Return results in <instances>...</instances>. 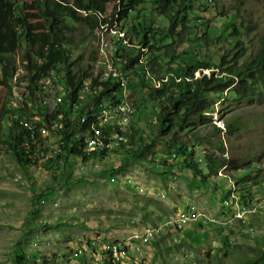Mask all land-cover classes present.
I'll list each match as a JSON object with an SVG mask.
<instances>
[{"label": "rangeland", "instance_id": "374dc122", "mask_svg": "<svg viewBox=\"0 0 264 264\" xmlns=\"http://www.w3.org/2000/svg\"><path fill=\"white\" fill-rule=\"evenodd\" d=\"M239 1L201 0L196 10L199 17H193L191 21L193 27L190 37L205 31L210 33L212 29L213 36L220 34L223 39L224 34L237 28L239 33H234L229 39L239 42V45L232 48L230 53H235L242 45L246 47L243 56L248 58L256 51L258 37L264 35V0H243L237 11ZM111 6L109 4L108 8ZM224 14H229L227 20L232 22L228 28L224 27ZM144 19L150 21L151 26H157L155 24L160 20L149 3L132 10L118 27L130 36L136 33L132 30V24ZM35 23L37 21L30 22ZM112 33L118 34L124 39L123 44H127L123 32L113 29ZM98 38L102 45L98 44ZM23 39L21 35L20 44L24 43ZM74 40L78 44L73 50V58L82 54L84 62H90V56L95 52L96 60L92 62L94 74L101 68L102 56L111 55L103 45H111V41H115L109 31L101 33L98 29L95 34L89 33L85 25L78 27ZM225 46L230 47L226 43L223 47L218 43L208 49L216 54L213 63H218V54L225 50ZM131 47L136 46L131 43L128 48ZM182 47L184 45L178 50ZM200 49L198 58L203 59L205 45H201ZM15 58V75H18L23 70L19 53ZM3 62L0 59V73L3 66L10 70L9 65ZM209 71L204 69L195 75L208 74ZM43 84L45 92L53 87L49 79ZM23 89V84L13 85L14 96ZM124 91L123 96L126 98ZM55 92L49 90L42 99V104L51 110L58 106ZM130 96L135 99L139 95L133 91ZM222 97L215 100L216 112L212 115V125L203 126L204 129L200 125L198 128L210 141H222L224 158L243 159L245 162L239 165L238 170H231L232 173H227L228 169H219L206 185L201 184L199 177H193L188 169H178L175 166L178 157H167L166 152L170 150L163 144L164 137L152 147L150 153L163 155L161 161L165 164L152 162L149 155L145 159L131 158L121 152H111L84 162L73 159L72 168L66 170L69 175L66 174V185L62 189L59 185H63V181L58 175L57 179H53L43 161L29 167L26 174L15 162L11 152L0 148V264H14L17 247L24 250L31 264H245L256 257L264 248V184L252 185V179L243 182L239 178L249 172L245 168L248 163L258 167L259 177L264 175V99L228 102ZM134 113L136 116L133 121L130 117L129 121L125 119V122L114 123L122 126L123 130L131 121L132 127L138 130V133H134L135 140L144 129L152 137L150 128L145 126L152 118L151 105H140V110ZM220 114H223L222 117ZM37 119L33 118L35 121ZM230 120H238L242 124L241 131L233 136H227L224 129L226 121ZM213 125L221 131L215 133ZM45 136L49 141L45 146L48 149L54 139L50 134H43ZM178 136L185 140L191 139L186 130L179 132ZM150 137L145 138L146 142H150ZM123 138L118 135L116 142ZM46 150H41L43 153L40 151L44 160L57 153L59 147ZM205 153L220 154L215 145L203 142L195 149L201 167L204 165L202 156ZM49 182L53 183L52 193L34 206L36 195ZM235 182L242 184L239 187L244 188L242 193L251 191L253 200L249 207L236 196L240 193L238 188L227 194ZM224 196L222 205L233 208L232 213L239 214L230 221L229 230L226 231L220 230V225L215 224L217 221H208L209 218H218V223H226L230 218L231 211L226 213L220 210V201ZM189 208L192 210H187ZM172 217L176 221L199 219L190 223L176 222L173 227L165 226L164 222ZM240 220H244L243 223H239ZM201 221L205 223L200 225ZM148 228H152L156 234L146 238L145 231ZM223 234L231 242L226 255L218 253ZM135 246L136 252L131 251ZM259 264H264V260Z\"/></svg>", "mask_w": 264, "mask_h": 264}, {"label": "trees", "instance_id": "16d2710c", "mask_svg": "<svg viewBox=\"0 0 264 264\" xmlns=\"http://www.w3.org/2000/svg\"><path fill=\"white\" fill-rule=\"evenodd\" d=\"M146 3L150 4L153 12L160 18L155 24L157 26H151L152 23L145 19L133 23L132 30L137 34L131 33L130 41L137 38L140 47L126 48L122 44L111 61L119 64L122 72L128 71L131 77L125 87L126 97L132 102L134 112L140 110V105H151L152 118L145 126L150 128L153 136L150 137V133L144 129L141 131L144 136L140 134L137 140L134 139V133H138V130L132 127L131 121L135 113H131L129 118L133 114L132 119L123 130L115 123H108L101 128L104 139L108 138L105 141L115 133L124 136L117 145L102 151H87L85 139L93 135H90L93 133L90 125L99 104L105 99L111 100L106 102L117 105L119 102L114 101L122 98L124 88L120 80H113L111 77L101 80L106 70H102L101 65L99 72L94 74L92 62L96 60L95 52L90 56V62L85 63L82 54L73 58V50L78 44L74 40L75 32L78 27L85 25L89 33L95 34L101 25L121 23L132 10ZM242 3L243 0H240L237 11ZM109 4L112 5L110 9ZM200 5L201 0H0V59L10 68L8 70L5 68L7 66H3L0 73V148L11 152L15 162L26 174L29 167L37 166L43 161L52 178L57 179L58 175L63 181L64 184L59 185L61 189L66 185L69 175L66 170L72 168L73 159L84 162L90 158L104 157L111 152H121L131 158L145 159L149 155L152 162L165 164L161 161L163 155L150 153L161 137L165 139L163 144L166 149L170 150L166 152L167 157H178L175 166L180 170L188 169L193 177H199L201 184L206 185L208 179L217 174L219 169H228L227 173L238 170L239 165L245 161L224 158L222 141H210L198 126L202 125L204 129L209 124L212 125V115L216 112L215 100L225 93L226 96L222 98L228 102L264 99V35L258 37L256 51L246 59L243 56L245 46L240 45L239 52L237 50L230 53L232 48L239 45V42L229 39L234 33H239L237 28L231 29L226 35L222 34L223 39L220 34L213 36L212 29L210 33L205 31L201 35L190 37L193 27L191 21L193 17H199L196 10ZM224 17V27L228 28L232 24L231 20H227L229 14H224ZM31 21L37 23L30 24ZM21 35L24 37L23 44L19 42ZM218 43L222 47L225 43L230 47L225 46V50L218 54V63H213L216 54L208 49ZM182 45L184 47L178 50ZM201 45H205L203 59L198 58ZM141 48L148 54L142 62ZM17 53L23 70L21 74L15 75ZM102 58L107 65L105 58ZM204 69H210L209 73L195 76L197 71ZM147 71L154 78L167 80L161 81L159 87H153L145 78ZM46 79L53 82V87H49L46 92L55 90L62 97L54 110L42 104L46 92L41 80ZM87 83L90 91L84 93L82 91ZM22 84L23 91L14 96L13 85ZM133 91L139 95L135 99L130 96ZM73 104L78 107H72ZM220 115L222 117L223 114ZM37 116L46 122L33 120ZM82 116L86 117L84 122L81 121ZM53 121L58 122L57 127L51 125ZM31 122H34L33 125ZM213 128L215 133L221 131L215 125ZM224 129L227 136H233L241 131L242 124L238 120L226 121ZM185 130L191 139L185 140L178 136L179 132ZM49 133L59 151L44 160L41 150L47 149L45 146L49 141L43 134ZM149 137L150 142H146L145 138ZM205 141L215 145L220 154H203L204 165L201 167L195 156V149ZM168 166L173 167L172 164ZM251 167L249 163L245 166L249 172L242 175L239 181L247 182L252 179V185L264 184V175L258 176V167H252V171ZM52 185V182L46 183L45 188L38 192L34 206L47 199L52 193ZM240 186L242 184L235 182L227 194L230 195L234 188H238L240 193H236V196L249 207L251 200L248 202V198L253 195L251 191L248 194L242 193L244 188H239ZM225 196L219 203L220 210L232 212L233 208L222 205ZM243 221L240 220L239 223ZM202 222L205 223L201 221L200 225ZM222 228L220 225V230ZM228 241L229 237L223 234L218 248L220 255L228 253L231 246ZM16 250L14 264H31L22 248L17 247ZM263 260L264 248L245 264H259Z\"/></svg>", "mask_w": 264, "mask_h": 264}, {"label": "bare ground", "instance_id": "6f19581e", "mask_svg": "<svg viewBox=\"0 0 264 264\" xmlns=\"http://www.w3.org/2000/svg\"><path fill=\"white\" fill-rule=\"evenodd\" d=\"M104 27H107V29H105ZM113 29L119 30L120 32H123V34L125 35L124 31L122 29H120L118 27V24H116V23H113L112 26H110L109 24L101 25L100 28H99V31L101 33L102 32H108L109 31L110 37H112L116 41V44L119 45V47H121L122 44H123V40L124 39L121 38L118 34H117V37H116V34H113L112 33ZM125 40H127V39L125 38ZM131 43L136 46L135 48H139L140 47V43H138V42H129V41H127V44L125 45L126 48H128V46ZM119 50H120V48H119ZM141 50L143 51L142 54H141V62H142V61H144V58L146 56L145 55L146 54V50L144 48H141ZM103 57L105 58L107 65H116L115 62L111 61L112 59H114L113 52H111V55L110 56H106V55L104 56L103 55ZM117 57L120 60V57L118 55H117ZM119 60L117 59V61H119ZM122 73L124 75L117 74V69H109L107 71L105 70L104 71V74L101 77V80H107L109 77H111L113 80H120L121 81V85L124 88V84H126L127 83V80L129 78H131V77H130L129 73L126 72V71H124ZM125 75L127 77H124ZM145 78H146V80H149L151 82V86H153V87H159L160 84H161V81H166L167 80V78L164 79V80H160L157 77L154 78L148 71L146 72ZM43 88L45 89V85H43ZM89 91H90V86L87 83V84L84 85V88H83V91L82 92L87 93ZM55 93H57V92H55ZM124 93H125V97H126V90L124 91ZM61 98L60 97H55V99H56V101L58 103L61 101ZM103 101L104 102H102V103L99 104L98 109H97V113L94 114V119H93V121H92V123L90 125V128L92 129L91 131L93 132V133H90V135L91 134H93V135L91 137L87 136V138L85 139L87 151H94V150H97V149H98V151H102V150H105L107 148H111V145L112 144H116L118 142V141L116 142V139L118 138V135L112 134V137L109 138L108 141H105V139H108V138H105L104 140H97L96 143H93L96 140V138L104 137V136H102V130H101V128L105 127L108 123H113L114 124V120H109L110 119V114L113 115V116H115V114H121V112H122L123 115H125V119H127V120H128L129 115L131 113L134 114V107H133L132 102L129 101L127 97L124 98L123 95H122V98L121 99H119L118 101H114V102H119L117 105H113L111 102H108V103L106 102V101H111V100H105L104 99ZM55 108H57V107H55ZM104 109H105V111H104ZM133 114L130 116L131 119H132ZM85 119H86L85 116H82L81 117V121L82 122H84ZM33 123L34 122H31L30 124L33 125ZM56 123L58 124V122H55V124ZM117 123H119V122H117ZM118 126H120V125H118ZM53 127H56V126L53 125ZM96 127H98V128H96ZM120 127H122V126H120ZM115 257H116V255H115Z\"/></svg>", "mask_w": 264, "mask_h": 264}, {"label": "built area", "instance_id": "2783aa9c", "mask_svg": "<svg viewBox=\"0 0 264 264\" xmlns=\"http://www.w3.org/2000/svg\"><path fill=\"white\" fill-rule=\"evenodd\" d=\"M104 28L106 29L107 27H104ZM116 37H117V34H116ZM125 38L129 42H138V39L135 38V37L132 38V41H130V36H129V34H126V33H125ZM98 44H101V39L100 38H98ZM103 46H105V51L113 52V57H115V51H118L119 48H120V47L117 46L116 41H111V45H103ZM101 64H102L101 66H103L104 69H106V71L109 70V69H117V74L121 75L122 70L120 69V67L118 65H105L104 64V59L101 60ZM42 83H44V80H41V84ZM125 86H126V84H124V89L123 90H126ZM55 97H59V94L56 93ZM51 104H54V103H51ZM72 107H78V106L73 104ZM104 111H105V109H104ZM37 118L41 122H46L45 120L40 119L38 116H37ZM109 120H114L115 122H125V115H123L122 112H121V116H113V115L110 114V119ZM24 125H25V123H24ZM51 125H55V121H53ZM97 140H104V137L96 138V140L93 143H96ZM55 146H57V145L53 143L47 150H53ZM250 200H253V199L248 198V202ZM238 215L239 214L230 212V218L226 221V223H219L221 226H223L222 231L229 230L230 221L233 220L235 218V216H238ZM198 219H190V218H188L186 221H176V220H174V217H172V218L166 220V222H164V224H165V226L173 227V225L176 222L190 223V221H196ZM209 220L210 221H217V223H218V218L217 219H210L209 218ZM145 233H146V238L147 237H152V236H154L156 234V233H153L152 228H148V230L145 231ZM116 249H118V247H116ZM131 251L136 252V246L133 247L131 249ZM118 259H119V257H118Z\"/></svg>", "mask_w": 264, "mask_h": 264}, {"label": "clouds", "instance_id": "9594fccd", "mask_svg": "<svg viewBox=\"0 0 264 264\" xmlns=\"http://www.w3.org/2000/svg\"><path fill=\"white\" fill-rule=\"evenodd\" d=\"M116 24H118L119 25V23H116ZM120 27V26H119ZM210 70V69H209ZM196 76V75H195Z\"/></svg>", "mask_w": 264, "mask_h": 264}]
</instances>
